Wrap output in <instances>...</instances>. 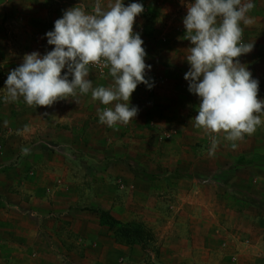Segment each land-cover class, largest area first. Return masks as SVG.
I'll return each instance as SVG.
<instances>
[{
	"label": "rangeland",
	"instance_id": "rangeland-1",
	"mask_svg": "<svg viewBox=\"0 0 264 264\" xmlns=\"http://www.w3.org/2000/svg\"><path fill=\"white\" fill-rule=\"evenodd\" d=\"M191 2L123 0L144 6L134 32L144 41L153 86L139 84L130 100L137 116L111 128L99 122L106 106L91 92L47 108L4 100L7 76L24 55L53 50L46 33L64 11L83 3L91 12L95 0H0V171L29 172L47 155L64 191L60 209H34L31 201L24 212L7 213L37 223L42 264H264V122L235 149L220 133L210 154L212 136L194 126L200 98L184 79L192 45L183 38V18ZM252 2L253 23L241 27L254 48L239 60L264 100V0ZM108 71L90 67L93 87L110 86ZM123 160L156 177L135 176ZM101 210L144 225L153 243H121L100 225ZM34 259L26 264H38Z\"/></svg>",
	"mask_w": 264,
	"mask_h": 264
},
{
	"label": "clouds",
	"instance_id": "clouds-1",
	"mask_svg": "<svg viewBox=\"0 0 264 264\" xmlns=\"http://www.w3.org/2000/svg\"><path fill=\"white\" fill-rule=\"evenodd\" d=\"M186 6L183 38L192 46L185 57L190 69L184 79L189 81V91L200 98L194 126L212 136L210 154L220 133L235 149V141L253 134L264 122L259 82L239 60L254 48V43L243 42L241 24L253 23L248 13L255 4L252 0H194ZM143 12V4L125 6L123 0H108L106 6L95 0L91 12L83 3L65 10L46 33L53 50L43 56L36 51L25 54L22 64L9 72L5 102L22 97L29 107L47 108L91 92L94 101L106 106L98 110L101 124L127 125L138 114L137 107L130 106L137 86H153L145 78L151 66L145 62L144 41L134 32L136 18ZM90 67L107 68L110 86L93 87L88 79ZM29 152L22 149L25 155Z\"/></svg>",
	"mask_w": 264,
	"mask_h": 264
},
{
	"label": "crops",
	"instance_id": "crops-1",
	"mask_svg": "<svg viewBox=\"0 0 264 264\" xmlns=\"http://www.w3.org/2000/svg\"><path fill=\"white\" fill-rule=\"evenodd\" d=\"M50 162L45 155L32 164L29 172L19 167L16 171H0V264H26L32 256L33 261L42 264L45 256L36 246L40 241L37 223L26 218L12 219L7 213L24 212L25 206H33L31 201L38 210L61 208L57 206L64 192L57 183L60 174L52 170Z\"/></svg>",
	"mask_w": 264,
	"mask_h": 264
},
{
	"label": "trees",
	"instance_id": "trees-1",
	"mask_svg": "<svg viewBox=\"0 0 264 264\" xmlns=\"http://www.w3.org/2000/svg\"><path fill=\"white\" fill-rule=\"evenodd\" d=\"M122 163L135 176H142L146 180H151L156 177L155 175L150 174L147 170L142 169L138 162L135 165H131L129 162L123 160ZM98 219L102 227L112 231L115 237L126 246L145 248L154 241L152 232L142 224L132 222L123 223L105 210L99 212Z\"/></svg>",
	"mask_w": 264,
	"mask_h": 264
}]
</instances>
